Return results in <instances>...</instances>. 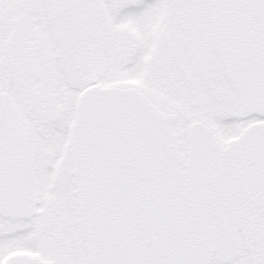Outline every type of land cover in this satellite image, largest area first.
Segmentation results:
<instances>
[{
	"label": "snow or ice",
	"instance_id": "snow-or-ice-1",
	"mask_svg": "<svg viewBox=\"0 0 264 264\" xmlns=\"http://www.w3.org/2000/svg\"><path fill=\"white\" fill-rule=\"evenodd\" d=\"M0 264H264V0H0Z\"/></svg>",
	"mask_w": 264,
	"mask_h": 264
}]
</instances>
